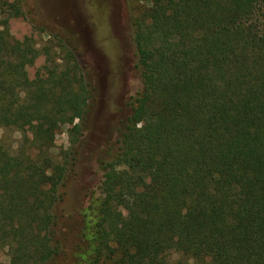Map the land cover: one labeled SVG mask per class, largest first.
Returning <instances> with one entry per match:
<instances>
[{"label":"trees","instance_id":"obj_1","mask_svg":"<svg viewBox=\"0 0 264 264\" xmlns=\"http://www.w3.org/2000/svg\"><path fill=\"white\" fill-rule=\"evenodd\" d=\"M133 26L142 87L103 167L83 264H264V0H151ZM26 61L0 18V128L30 117L40 131L15 150L0 140V246L9 264H48L68 156L53 152V122L83 119L90 90L71 50L29 87ZM145 112L149 129H135ZM138 189L122 218V193Z\"/></svg>","mask_w":264,"mask_h":264},{"label":"rangeland","instance_id":"obj_2","mask_svg":"<svg viewBox=\"0 0 264 264\" xmlns=\"http://www.w3.org/2000/svg\"><path fill=\"white\" fill-rule=\"evenodd\" d=\"M150 5L151 0H0V18L7 19L17 50L27 59L18 70L21 85L46 80L51 66L61 63L71 50L90 90L83 119L65 123L56 117L53 122V152L68 156L60 200L52 210L58 252L48 264L84 263L90 236L86 224L101 197L103 167L117 151L130 114L126 104L142 87L133 20ZM150 125L149 113L135 115V129L147 130ZM39 133L37 122L25 117L17 127L0 128V140L15 150L24 138H38ZM141 191L122 193V218L135 210ZM190 213L183 212L187 227ZM177 243L178 239L171 243V255L165 252L167 259L176 256L171 248ZM157 252L150 253L158 259ZM0 264H9L4 246H0Z\"/></svg>","mask_w":264,"mask_h":264}]
</instances>
